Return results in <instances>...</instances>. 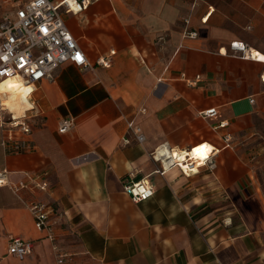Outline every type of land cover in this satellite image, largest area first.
I'll return each mask as SVG.
<instances>
[{
  "label": "crops",
  "instance_id": "0c3cea01",
  "mask_svg": "<svg viewBox=\"0 0 264 264\" xmlns=\"http://www.w3.org/2000/svg\"><path fill=\"white\" fill-rule=\"evenodd\" d=\"M64 18L90 65L61 64L18 108L0 90L6 116L31 127L13 137L33 144L8 150L0 128V171L27 184L0 187V264H264V62L253 53L264 55V0H95ZM205 143L189 174L170 157ZM128 179L154 195L135 202ZM37 201L54 240L35 225ZM15 236L34 242L23 258L9 252Z\"/></svg>",
  "mask_w": 264,
  "mask_h": 264
},
{
  "label": "built area",
  "instance_id": "2783aa9c",
  "mask_svg": "<svg viewBox=\"0 0 264 264\" xmlns=\"http://www.w3.org/2000/svg\"><path fill=\"white\" fill-rule=\"evenodd\" d=\"M16 5L14 17H7L0 23V81L5 78L15 77L32 84L46 77L65 62H72L79 67L90 65L88 58L68 28L64 15L80 13L95 0H10ZM188 22V20H186ZM189 37H196V31L186 30ZM231 49L241 52L243 57L247 54L248 46L244 41L234 40L230 44ZM112 54L102 56L97 60V65L109 67L112 64ZM24 66L21 67L20 65ZM264 79V75H263ZM190 85H195L196 80L187 79ZM5 108L0 105V128L7 131L2 140L4 148L13 152H21L33 147L29 139L13 137V130L21 129L24 134L30 135L31 127L27 120H20L14 114L9 117L5 114ZM204 117H215L218 114L216 107L208 108L201 112ZM74 124V119L65 120L60 128L61 132L67 131ZM226 121L220 123L221 127L227 126ZM139 141L144 139L139 126L129 122ZM225 140H231V134L225 136ZM229 145V144H228ZM194 150V148L192 149ZM174 155V153H173ZM190 157V156H189ZM174 163V162H173ZM179 165L183 172L189 174L194 171L193 161H186ZM6 169L0 171V187L8 186L15 193L26 188L24 180L14 183L8 179ZM35 178V177H32ZM46 182H39L41 189L46 187ZM124 190L135 202L147 200L155 193L154 186L146 179H128L124 182ZM29 208L35 219V225L39 230H48V237L54 240L50 223L51 207L46 202H33ZM34 242L21 237H12L9 244V252L21 258L32 252ZM66 253L59 254V263H63Z\"/></svg>",
  "mask_w": 264,
  "mask_h": 264
},
{
  "label": "bare ground",
  "instance_id": "6f19581e",
  "mask_svg": "<svg viewBox=\"0 0 264 264\" xmlns=\"http://www.w3.org/2000/svg\"><path fill=\"white\" fill-rule=\"evenodd\" d=\"M254 53V56H256L257 58H259L260 60H262L264 62V55L261 54L260 52H253ZM14 79H16L15 77H10V78H5L4 80H2L1 84L0 85H5V83L7 81H14ZM18 79V78H17ZM21 80V79H20ZM22 81V80H21ZM26 86L23 87L24 89H28V88H33V85L32 84H28L24 81H22ZM17 84H20V82H17ZM21 85V84H20ZM1 92H4L5 93V104H7V106H10L12 108H15L17 107L19 104H24L27 102V95L28 93L25 95V94H22L21 92L19 91H14L12 89H8V90H1ZM30 92V91H29ZM17 106H15V105ZM29 104V103H27ZM20 106V105H19ZM30 106V104H29ZM18 108V107H17ZM24 108V107H23ZM10 109V108H9ZM20 110V109H19ZM17 111V110H16ZM15 112V111H14ZM19 114V112H18ZM19 116V115H18ZM204 145H207L208 147L206 149H204L203 152H198L197 149H200L201 146H204ZM169 150L167 149V152ZM175 151V150H174ZM210 151H211V146L209 144H202L200 146H197L196 148H194V150H192L191 152H174V155L170 154L171 155L170 157L173 158L174 161H179L182 165H185L186 161H190L192 160L193 162L195 161H198V160H203L205 159L206 157H208V155L210 154ZM168 154V153H167ZM160 155V154H159ZM166 156V155H165ZM190 156V157H189ZM165 158V157H164ZM169 159V158H168ZM164 160V159H163ZM165 162V161H164ZM168 164V163H167ZM194 165V163H193ZM194 170H197L196 167H194Z\"/></svg>",
  "mask_w": 264,
  "mask_h": 264
},
{
  "label": "rangeland",
  "instance_id": "374dc122",
  "mask_svg": "<svg viewBox=\"0 0 264 264\" xmlns=\"http://www.w3.org/2000/svg\"><path fill=\"white\" fill-rule=\"evenodd\" d=\"M15 9L16 5L13 4L10 0H0V23L9 16L14 17ZM263 118L264 113L261 116V120H263ZM262 124H264V122H262Z\"/></svg>",
  "mask_w": 264,
  "mask_h": 264
},
{
  "label": "clouds",
  "instance_id": "9594fccd",
  "mask_svg": "<svg viewBox=\"0 0 264 264\" xmlns=\"http://www.w3.org/2000/svg\"><path fill=\"white\" fill-rule=\"evenodd\" d=\"M8 89H12L14 91H19L22 94H27L29 91H31V88L28 89H24L21 87L20 84L14 83L13 81H7L5 83V85H0V90H8ZM204 149H200V152H203ZM0 183H3V181H0Z\"/></svg>",
  "mask_w": 264,
  "mask_h": 264
},
{
  "label": "snow or ice",
  "instance_id": "6c2138e0",
  "mask_svg": "<svg viewBox=\"0 0 264 264\" xmlns=\"http://www.w3.org/2000/svg\"><path fill=\"white\" fill-rule=\"evenodd\" d=\"M262 58H264V57H262ZM21 67H23L24 65L23 64H21L20 65ZM0 74H2V73H0ZM208 146L207 145H204V146H201V148L200 149H206ZM200 149H197V151L199 152L200 151Z\"/></svg>",
  "mask_w": 264,
  "mask_h": 264
}]
</instances>
